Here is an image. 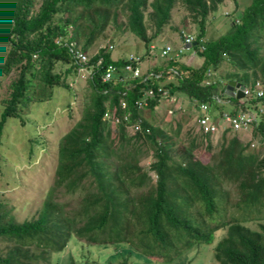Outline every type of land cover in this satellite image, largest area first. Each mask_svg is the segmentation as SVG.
<instances>
[{
  "label": "trees",
  "instance_id": "trees-1",
  "mask_svg": "<svg viewBox=\"0 0 264 264\" xmlns=\"http://www.w3.org/2000/svg\"><path fill=\"white\" fill-rule=\"evenodd\" d=\"M175 1L40 0L34 9L33 0H0V26L6 29L2 42L8 44L0 72L17 71L2 101L0 131L6 117L19 116L20 103L35 87L34 77L43 90L68 87L63 77L79 70L68 50L70 41L86 53L108 21L116 23L122 7L125 27L145 49L138 53L143 58ZM178 1L196 24L190 46L199 52L200 64L164 57L147 67L159 72L156 78L118 80L113 74L103 81L104 67H120L125 56L113 58L110 43L91 53L81 63L90 71L89 102L58 138L54 178L37 213L17 221L0 201V264H56L52 253L63 252L70 236L90 245L124 242L129 246L126 254L108 264H199L202 260L192 257L200 245L209 246L211 264H264V150L250 148L249 139L223 130L216 151L204 161L193 155V149L203 145L211 150L209 133L187 129L182 139L180 120L166 130L144 117L143 108L135 107L143 90L152 87L154 96L144 105L152 109L159 102L155 89L159 85L169 95L207 99L216 85L202 83L204 72L208 67L216 70L222 62L231 68L221 77L250 88L255 81L264 85V0H249L226 32L207 40L203 38L206 16L221 0ZM145 17L153 26L150 33ZM182 33L181 28L180 38ZM56 63L65 67L54 70ZM119 99L125 101L124 107ZM263 101L264 97H248L249 105H263L260 119L249 130L259 142L264 140ZM105 110L120 116L128 112L130 118L141 114V130L148 131L127 135L123 121L111 124L102 119ZM176 138L181 143L178 148L173 147ZM143 146L150 150L148 168L154 178L139 164ZM59 187L78 192L74 207L65 208V202L53 198ZM128 254L141 261L131 262Z\"/></svg>",
  "mask_w": 264,
  "mask_h": 264
},
{
  "label": "rangeland",
  "instance_id": "rangeland-1",
  "mask_svg": "<svg viewBox=\"0 0 264 264\" xmlns=\"http://www.w3.org/2000/svg\"><path fill=\"white\" fill-rule=\"evenodd\" d=\"M248 1L237 0V4H235L232 0H221L216 8L206 16L203 38L205 40L213 39L226 32L232 18H238L240 11ZM39 2L40 0H33L34 9L37 8ZM148 10L149 7L144 10L145 16ZM125 14L126 10L119 7L116 23L108 21L102 36L95 40L86 54L90 55L98 47L107 43L112 45L108 49L113 58L128 54H142L145 51L142 42L125 27ZM183 17L186 18L184 25H182ZM145 23L147 33L152 32L153 26L147 17H145ZM181 28L192 36L196 32V24L188 16L182 4L176 0L170 9L168 20L162 26L161 31L151 40L155 50L167 43L172 48L171 52H174V49L181 44L179 36ZM5 34L6 29L4 26H0V64L8 48V44L2 42ZM262 47V51H264V43H262ZM196 51L194 46L184 47L178 58L184 63L198 65L202 58ZM142 57L139 62L141 70L161 59L159 53L154 56L144 54ZM63 67H65L64 64L56 63L54 70H62ZM230 68L226 62H222L216 71L220 76H225L224 73ZM88 70L85 68L70 72L65 75V78L63 77L68 87L55 85L49 91L48 88L43 90L42 83L37 77H34L32 81L35 87L28 89L29 99H34H26L20 103L19 116H8L3 123L0 131V201L5 203L9 215L17 221L35 216L46 196L47 189L52 184L57 160L58 138L80 118L82 109L89 102L90 88L86 80ZM16 72L15 68L7 74L0 72V110L2 101L7 97L9 84ZM175 94L176 96L181 95L180 93ZM38 96L39 98H37ZM168 106L171 104L161 100L155 108L148 109L144 106L142 112L149 121L159 124L166 130L175 126L176 119L180 120L181 135L179 137L181 138L187 129L193 133L195 129L188 110L180 112L176 110L172 114H168L166 112ZM222 108H229V105L223 104ZM126 133L127 135L132 134L128 129ZM239 135L243 141L251 139L249 133ZM182 139H185V135ZM210 141L211 150L199 145L193 149V155L204 161H209L211 152L217 149L218 136H211ZM175 142L173 147H180L181 143L177 138ZM142 148L143 153L140 155L139 164L151 178H154L152 171L148 168V163L152 158L150 150L145 146ZM231 190L234 191L233 187ZM53 193L54 199L65 202V208L70 209L75 206L78 192L67 193L63 187H59ZM232 196L236 197L235 193H232ZM1 249L3 248L0 243ZM129 249V246L124 242L90 245L70 236L63 252L52 254L56 258V264H85L87 260L90 264H108L109 261L113 262L120 258V254H126V250ZM127 256L131 262L141 261V258L134 255L128 254ZM192 258L193 260L200 258L202 261L199 264H211L209 246L200 245ZM156 260L152 261L155 263Z\"/></svg>",
  "mask_w": 264,
  "mask_h": 264
},
{
  "label": "built area",
  "instance_id": "built-area-1",
  "mask_svg": "<svg viewBox=\"0 0 264 264\" xmlns=\"http://www.w3.org/2000/svg\"><path fill=\"white\" fill-rule=\"evenodd\" d=\"M192 41L193 36L183 30L181 44L174 49V52H171L172 48L167 43L160 46L158 50H155V46L153 44H149L147 54L154 56L156 53H159L161 56L160 58H178L185 47V43H191ZM109 47H111V45H109ZM200 47L202 48L201 45ZM68 50L71 52L75 62L79 65L78 69H85L84 66H81V63H83L89 55L82 52L77 46H74V41H70L68 43ZM192 52H195L194 49ZM125 59L126 61L120 67H116L113 64H107L103 69L101 79L106 81L110 79L113 74H116L118 80L127 76H139L142 80H146L150 77L156 78L159 75V72L147 69V67H145L144 70L140 69L139 62L141 57L139 54H128L125 56ZM169 69L171 72L177 74L174 68L169 67ZM89 72L90 71L88 70V75ZM226 80L227 79L221 77L216 70L210 67L206 68L202 83L204 85H216V89L207 95V99H202L196 96L183 98L182 95H169L167 94V89L160 85L155 89L159 92V101L165 100L168 104H171V106H168L166 110L168 114H172L176 110H178L177 112L185 109L188 110L194 129L198 133H209L210 136H219L223 130L232 133L236 132L238 134L249 133L250 128L255 126L257 121L260 119L261 113L263 112V105H249L248 97L250 95L253 97H264V85H262L259 81H255L252 88H250L249 85L243 84L241 87L243 95L236 98L233 95L229 96L224 92ZM237 87L238 86L233 87V94L235 93ZM153 96L154 88L149 87L144 89L142 96L135 102L136 109H142L146 103V99ZM223 104H228L229 108H222ZM156 105L157 104H155L153 108H155ZM119 106H125V101L123 99H119ZM142 115L140 114L136 115L134 118H130L128 112H125L122 116H120L116 114L114 110H105L102 114V119L111 124L123 121L126 130H130L132 133L139 130L147 132V127H144L143 130H141L140 123ZM143 116L145 117V115ZM248 144L250 148L255 147L264 150V140L259 142L258 140L251 138L249 139Z\"/></svg>",
  "mask_w": 264,
  "mask_h": 264
},
{
  "label": "water",
  "instance_id": "water-1",
  "mask_svg": "<svg viewBox=\"0 0 264 264\" xmlns=\"http://www.w3.org/2000/svg\"><path fill=\"white\" fill-rule=\"evenodd\" d=\"M191 44H194V41H192L191 43H185V47H189ZM197 54L199 55V52L197 51ZM238 86L237 89L235 90V93L233 94L232 89L233 87ZM243 86L242 83L234 80V79H227L226 80V84H225V88H224V92L226 94H228L229 96H234L236 98H239L243 95L242 91H241V87Z\"/></svg>",
  "mask_w": 264,
  "mask_h": 264
},
{
  "label": "crops",
  "instance_id": "crops-1",
  "mask_svg": "<svg viewBox=\"0 0 264 264\" xmlns=\"http://www.w3.org/2000/svg\"><path fill=\"white\" fill-rule=\"evenodd\" d=\"M149 44H151V43H149ZM149 67V66H148Z\"/></svg>",
  "mask_w": 264,
  "mask_h": 264
}]
</instances>
